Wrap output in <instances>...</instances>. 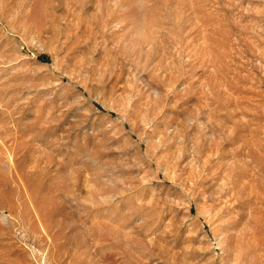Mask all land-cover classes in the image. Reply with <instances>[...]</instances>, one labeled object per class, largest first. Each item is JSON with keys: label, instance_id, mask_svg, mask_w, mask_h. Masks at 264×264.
<instances>
[{"label": "rangeland", "instance_id": "rangeland-1", "mask_svg": "<svg viewBox=\"0 0 264 264\" xmlns=\"http://www.w3.org/2000/svg\"><path fill=\"white\" fill-rule=\"evenodd\" d=\"M0 264H264V0H0Z\"/></svg>", "mask_w": 264, "mask_h": 264}]
</instances>
